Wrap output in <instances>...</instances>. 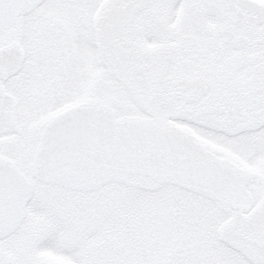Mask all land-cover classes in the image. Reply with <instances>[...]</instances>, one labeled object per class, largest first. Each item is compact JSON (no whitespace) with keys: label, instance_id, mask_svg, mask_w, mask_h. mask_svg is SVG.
Masks as SVG:
<instances>
[{"label":"snow or ice","instance_id":"1","mask_svg":"<svg viewBox=\"0 0 264 264\" xmlns=\"http://www.w3.org/2000/svg\"><path fill=\"white\" fill-rule=\"evenodd\" d=\"M0 264H264V0H0Z\"/></svg>","mask_w":264,"mask_h":264}]
</instances>
